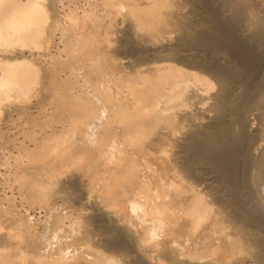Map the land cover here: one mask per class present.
<instances>
[{
  "label": "bare ground",
  "instance_id": "1",
  "mask_svg": "<svg viewBox=\"0 0 264 264\" xmlns=\"http://www.w3.org/2000/svg\"><path fill=\"white\" fill-rule=\"evenodd\" d=\"M55 1L0 0V168L45 211L0 183V264H264V0H103L89 27ZM83 39L96 84L87 42L59 65Z\"/></svg>",
  "mask_w": 264,
  "mask_h": 264
},
{
  "label": "rangeland",
  "instance_id": "2",
  "mask_svg": "<svg viewBox=\"0 0 264 264\" xmlns=\"http://www.w3.org/2000/svg\"><path fill=\"white\" fill-rule=\"evenodd\" d=\"M71 1H73V0H63V6L60 4L59 5V3H58V5H59V9L61 10L62 9V7H64L66 10H65V14H67V13H71V9H73V8H76V9H74V10H76V11H74V12H76L77 13V16L79 17V19H80V21H81V23L83 24V26H85V24H84V22H86V26H87V24H88V26L87 27H89V22H91V21H89V20H92V21H94V24L95 23H97V22H99V21H101V20H103L102 18L103 17H105V12H106V6L105 5H103L104 3H103V0H74L73 2H71ZM95 1H97V2H95ZM102 1V2H101ZM57 2V0L55 1V3ZM90 2V3H89ZM94 2V3H93ZM181 2V3H180ZM79 3V4H78ZM92 3V4H91ZM178 10H179V12H182V10H183V12H186V11H190V10H192L189 6L191 5L189 2H188V0H185V1H183V0H180V1H178ZM73 4V5H72ZM80 4H82V5H80ZM84 4H86V5H84ZM89 4H91V5H89ZM96 5V6H95ZM186 5V6H185ZM189 5V6H188ZM76 6V7H75ZM83 6V7H82ZM105 6V7H104ZM69 7V8H68ZM70 7H73V8H71L70 9ZM81 7V8H80ZM85 7V8H84ZM181 7V8H180ZM188 7V8H187ZM94 11H93V10ZM190 9V10H189ZM86 10V11H85ZM101 10V11H100ZM70 11V12H69ZM97 11H98V13H97ZM86 12V13H85ZM103 13V14H102ZM127 13V12H126ZM125 13V14H126ZM64 15V16H61V15ZM64 13H61V15L60 16H58V20L60 21V23L61 22H63L62 24H64V25H66V23L68 24V22H66L67 20H65V19H67L66 18V15H65ZM89 14V15H88ZM68 15V14H67ZM64 17V18H63ZM98 17V18H97ZM101 20H100V19ZM94 19V20H93ZM95 20H97V21H95ZM84 21V22H83ZM89 21V22H88ZM80 23V24H81ZM81 24V25H82ZM91 24H93L92 22H91ZM90 24V25H91ZM123 29V28H122ZM122 31H124V32H126V30H125V28L122 30ZM123 34H125V33H123ZM123 34H121L122 35V38L121 37H119V36H121V35H119V33L118 34H116V35H119V36H115V37H117L118 39H121V41L123 40ZM172 35H174V34H171V36ZM60 35H58V37H59ZM167 36H170V34L169 35H167ZM118 39H115V41H114V38H113V36H112V40H113V42L115 43V42H117V40ZM85 39H83V40H81L83 43H82V45H78V44H76V45H78V46H80V47H78L77 46V48H75V49H72V48H70V50L68 51V52H62V55H61V57H62V59H63V57L64 58H66V56H67V58L69 57V58H72L71 56H70V54L72 53V52H74V51H76L78 54L80 53V52H78V51H80L81 49H83V48H81V47H84V45H86V43H84V42H87V47L88 46H93V48H91V47H88V48H91L92 49V53H94V54H92V53H90L91 55H89L88 56V53L87 52H85V51H91V49H89V50H85L84 51V49L83 50H81V52H83L84 51V53H81V56H79L78 57V55L76 56L74 53H72L73 55H75L74 57L75 58H72L73 60L72 61H74V59L75 60H77V62H82L81 64H84V66L86 67V68H90L89 67V64H91V69L90 70H93L92 72V74H90L89 72H91V71H89V69H87V71H85V76L88 78V76H87V74L89 73V77H90V75L92 76V75H94L93 76V78H95L96 79V81H94L95 79H93L92 81L91 80H89V78L87 79V78H85V79H87V80H89V81H91V82H93L94 81V84H96L95 82H97V81H99V80H101L102 78V75H103V72L104 71H106L107 70V63H105V62H110V57H109V55H108V53H107V50L106 51H103V50H100V49H98L94 44H93V42H91V41H84ZM88 40H92L91 38L90 39H88ZM80 41V42H81ZM77 42V41H76ZM79 41H78V43H80ZM91 42V44H88V43H90ZM118 42L119 43H121L119 40H118ZM115 43V45H119V43ZM81 44V43H80ZM86 46H85V48H86ZM94 49V50H93ZM73 50V51H72ZM97 50V51H96ZM103 51V54H105V56L104 57H102V54L100 53V52H102ZM123 50H121V51H119L120 53L122 52ZM125 51V50H124ZM97 52V53H96ZM119 52H117V53H119ZM85 53H87V55H85ZM116 53V56L119 58V54H117ZM126 53V54H125ZM130 53V52H129ZM125 54V57L124 56H121V55H124ZM82 55H84L83 57H89L88 59L86 58H81L82 57ZM94 55H96V56H94ZM99 55V56H98ZM128 55V53L125 51L124 53L122 52L121 54H120V57H123V58H125L124 59V61L128 58H126V56ZM97 56H98V58L101 60H99L98 58H97ZM95 57L96 59H98V60H96L95 58L93 59V58ZM67 58H66V60L65 59H63L65 62H63L62 64L61 63H59V65L60 66H62L63 64V66L62 67H64L65 66V64H66V62H67V64L68 65H70L69 63H68V60H69V58H68V60H67ZM81 58V59H80ZM91 58H92V60H91ZM105 60H108V61H105ZM122 58V59H123ZM121 59V58H120ZM71 60V59H70ZM79 60H81V61H79ZM93 60L96 62V61H100V65L98 66L97 64H99L98 62H96V63H90L91 61L93 62ZM129 60V59H128ZM127 60V61H128ZM83 61H90V62H88V64H87V62H83ZM104 61V62H103ZM70 62V61H69ZM75 62V61H74ZM102 62V63H101ZM70 63H73V62H70ZM68 65H66L67 67H68ZM60 66H58V65H56V67L58 68H62V67H60ZM96 67V68H94V67ZM104 66V67H103ZM67 67H65V69H67ZM93 67V68H92ZM100 67V68H99ZM97 68H99V69H97ZM95 73V74H94ZM98 73V74H97ZM98 75V76H97ZM82 80V81H81ZM83 78H81V79H79V84L82 82V84H80L81 86L83 85V87H78L77 88V94H79V92L80 93H82V91L81 90H84L85 88L86 89H88V91L89 92H92L93 91V87H91V86H93L94 84L92 83H87L88 81L86 80V81H84V82H86V83H84L83 82ZM86 84H88L89 85V87L86 85ZM85 91H87V90H85ZM62 118V119H61ZM43 119V118H42ZM41 119V122H43V120ZM56 119L57 118H55V119H53V121L54 122H56ZM63 117H60V119H59V117H58V123H60V120L61 121H63ZM40 122V123H41ZM44 123V122H43ZM43 123L41 124V126L43 125ZM52 125H53V122L51 123ZM57 124V123H56ZM60 125H61V123L60 124H57V125H55L54 124V126H59L60 127ZM15 127H16V125H15ZM16 132V129L15 130H13V133H15ZM59 133V132H58ZM20 138H22V136H19ZM55 143V142H54ZM57 143H58V141H57ZM53 144V143H52ZM56 144V143H55ZM54 144V145H55ZM18 152V153H17ZM13 153L15 154V155H17V154H23L22 155V157H24V158H27L26 156L27 155H25V153H23L22 151L21 152H19V151H17V150H15V151H13ZM13 153H12V156H13ZM17 153V154H16ZM27 154V153H26ZM13 156L14 158L16 157V156ZM29 155V154H28ZM18 156V155H17ZM20 157V156H19ZM18 157V158H19ZM14 158H12V159H14ZM24 158H22V159H17V161L19 160V162L21 161H24L23 163H26V165H27V163H30V161L31 160H28L30 157H28V161L27 160H25ZM10 160V165H12V166H15V167H17L18 165V168L20 167H22L23 168V164H21V163H18L17 161H14V162H16V164L18 163V165H15L14 164V162H13V160ZM14 160H16V159H14ZM70 161V160H69ZM75 161H76V159H75ZM13 162V163H12ZM68 163H71V162H68ZM15 167H12V168H15ZM74 168H76V169H74V171L76 172V170H77V167H74ZM73 171V169L71 168V170L68 172V173H70V172H72ZM4 173H5V170L3 169V168H0V183L2 182L3 184H4V187H5V192H7V194L8 195H11V191L14 193V195H17V196H15L16 197V200H15V202H16V205H17V207H18V209H20V211L22 212V213H24V214H28L30 217L29 218H31V221H33L34 223H36L37 221L38 222H40V221H42L43 220V222H45V211H44V208H43V206H44V204L43 205H41V204H39V203H37L38 205L36 206V204L34 203V204H32L29 200H28V202H26L27 200H20L21 199V197H20V194H19V192H18V189H19V180H17L16 181V179L14 180V177L15 178H17L16 176H14V177H10V175H9V178L7 177V175H4ZM14 173H15V171H14ZM67 173V174H68ZM66 174V177L65 178H67V176L68 175H71L72 173H70V174H68L67 175ZM65 176V175H64ZM64 176H62L61 175V179H58V178H56L57 179V181L58 180H61V181H63L64 180ZM59 177V176H58ZM4 178V179H3ZM69 178H70V176H69ZM18 179V178H17ZM46 180V177L45 176H43V182ZM55 179V180H56ZM8 181L9 182V180L11 181V182H5V181ZM65 180H67V179H65ZM88 179L87 178H85L84 179V181H87ZM61 181H59V182H61ZM83 181V183H85V185L86 184H88V182H84ZM17 183V184H16ZM3 184H1V186L3 185ZM21 184V183H20ZM11 185V186H10ZM58 186L59 184L57 183V184H55L54 186ZM0 186V187H1ZM9 186V187H8ZM14 186V187H13ZM52 187V189H50L51 191H49V192H51V194L49 193V195L50 196H52V197H55L54 199L55 200H57L58 199V201H59V203L60 204H62V201H63V203H64V201H65V199H61V198H67V200L65 201V202H67V208L69 209L68 211L71 213L72 212V207L73 206H75V207H78L79 208V206H81V207H83L85 204H87L88 206H84L83 208L85 209V213H87V214H91L90 213V210L92 209V208H94V211H92V214L91 215H93L95 212H96V209H95V202H89V204L87 203V202H84V201H80V204L81 205H79V203H77V201H79V199H78V197H73V195H72V197H70L71 195V193L70 192H72L71 190H68V191H64V189L61 187V186H58V187ZM3 187V186H2ZM1 187V188H2ZM3 187V188H4ZM12 188V190L10 191V189ZM10 191V192H9ZM68 192V193H67ZM78 195L80 194V191L78 190V192H76ZM26 195L28 196V198H29V195L26 193ZM48 195V196H49ZM65 195H67V196H65ZM68 195H70V196H68ZM27 196H25L26 198H24V199H28L27 198ZM49 196V197H50ZM65 196V197H64ZM69 198V199H68ZM73 198V199H72ZM51 199H53V198H51ZM78 199V200H77ZM72 200H75V201H72ZM22 201H24V202H22ZM61 201V202H60ZM71 202H73V203H71ZM75 202H76V205H75ZM83 202V203H82ZM20 203H22V204H20ZM26 203H28V204H26ZM85 203V204H84ZM82 204H84V205H82ZM40 205L42 206V207H40ZM72 205V206H71ZM77 205H79V206H77ZM32 208H31V207ZM35 206V207H34ZM92 206V207H91ZM72 209H71V208ZM91 207V208H90ZM40 208V209H39ZM89 208H90V210H89ZM33 210H35V212L33 211ZM71 210V211H70ZM43 215V216H42ZM36 216V217H35ZM88 216V215H87ZM41 219V220H40ZM40 220V221H39ZM32 222V223H33ZM33 223V224H34ZM40 223H42V222H40ZM38 224V223H37ZM37 224H34V226H36ZM39 226V228H42V226H43V229H44V223L43 224H39L38 225ZM92 227L95 229V228H97V227H95V225H93V226H91L90 225V228L92 229ZM102 234V233H101ZM104 235V234H103ZM102 236V235H101Z\"/></svg>",
  "mask_w": 264,
  "mask_h": 264
}]
</instances>
